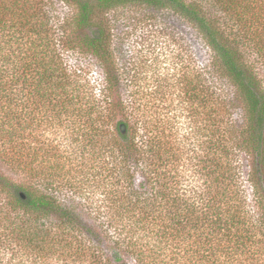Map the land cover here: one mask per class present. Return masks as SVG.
Returning a JSON list of instances; mask_svg holds the SVG:
<instances>
[{"label":"trees","instance_id":"trees-1","mask_svg":"<svg viewBox=\"0 0 264 264\" xmlns=\"http://www.w3.org/2000/svg\"><path fill=\"white\" fill-rule=\"evenodd\" d=\"M140 7L184 17L211 49L179 67L185 130L173 84L146 80L114 33ZM258 66L257 0H0V159L20 176L0 173V264H264Z\"/></svg>","mask_w":264,"mask_h":264},{"label":"rangeland","instance_id":"rangeland-1","mask_svg":"<svg viewBox=\"0 0 264 264\" xmlns=\"http://www.w3.org/2000/svg\"><path fill=\"white\" fill-rule=\"evenodd\" d=\"M42 1L45 2L46 0ZM257 1L264 4V0ZM56 8L61 13L68 10L62 3H58ZM207 8L215 15L221 14L220 8L216 5L209 4ZM149 13L151 12L140 7L136 12L135 10L132 11V18H119V22L114 28V33L120 36L124 58L130 60L138 55L141 60L143 59L142 62L145 64L143 72L147 77L146 80H150L149 82L156 86L162 78H166L169 83L173 84L169 89V105L166 111L170 117L175 118V127L185 130L187 118L181 112L180 104L178 103L181 90L178 84L179 67L186 63L189 56L196 68L202 67L209 61L212 54L211 49L198 29L184 17L167 9H161L152 12L157 20L154 19V16L149 22L141 19L142 16L147 17ZM120 55L122 56L121 52ZM63 57L69 67L85 68L81 66H85L88 63V60L84 57L68 50L64 51ZM258 68L264 79V67L258 66ZM87 77L96 82H101L102 78L101 73L94 67L88 71ZM232 112L236 127H241L243 125V113L239 102L235 101ZM0 173L11 177L13 180H20L19 174L11 170L9 165L1 159ZM9 253L11 254L10 251H8ZM0 258H2L0 260H3V263L6 261L10 262L9 255L0 256ZM18 260L23 264H37L36 261L27 257L23 259L19 257L17 258Z\"/></svg>","mask_w":264,"mask_h":264},{"label":"water","instance_id":"water-1","mask_svg":"<svg viewBox=\"0 0 264 264\" xmlns=\"http://www.w3.org/2000/svg\"><path fill=\"white\" fill-rule=\"evenodd\" d=\"M22 197H25L23 194L21 195Z\"/></svg>","mask_w":264,"mask_h":264}]
</instances>
